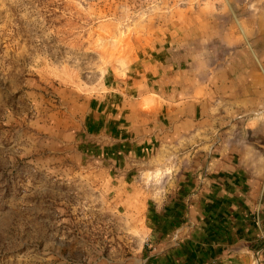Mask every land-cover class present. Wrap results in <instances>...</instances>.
I'll use <instances>...</instances> for the list:
<instances>
[{"label":"rangeland","instance_id":"374dc122","mask_svg":"<svg viewBox=\"0 0 264 264\" xmlns=\"http://www.w3.org/2000/svg\"><path fill=\"white\" fill-rule=\"evenodd\" d=\"M263 16L264 0H0V264L154 254L179 223L171 201L190 162L181 148L152 146L145 160L92 154L86 144L104 136L85 129L88 111L138 102L141 82L152 112L156 92L214 70L264 88ZM244 127H230L235 139ZM206 128L220 136L228 125Z\"/></svg>","mask_w":264,"mask_h":264},{"label":"crops","instance_id":"0c3cea01","mask_svg":"<svg viewBox=\"0 0 264 264\" xmlns=\"http://www.w3.org/2000/svg\"><path fill=\"white\" fill-rule=\"evenodd\" d=\"M177 73L174 79L180 78ZM209 75L202 83L180 79L184 93L156 92L152 112L143 106L149 98L140 82L138 102L124 99L112 103L110 112L96 106L86 114L92 138L104 136L101 143L86 144L92 154L110 161L145 160L153 147L171 155L181 148L190 162L178 170L171 201L179 223L166 239H156L154 254L142 264H264V118L256 115L264 109V88L243 73ZM218 94L221 100L215 99ZM221 110L228 117L220 116ZM151 114L154 123L148 124ZM220 121L228 130L220 136L207 132L208 124ZM235 124L245 126L241 139L234 138Z\"/></svg>","mask_w":264,"mask_h":264}]
</instances>
